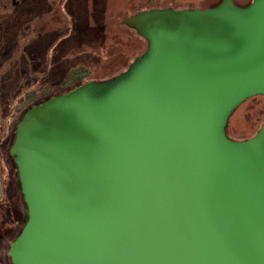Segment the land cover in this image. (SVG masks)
<instances>
[{
    "label": "water",
    "instance_id": "obj_1",
    "mask_svg": "<svg viewBox=\"0 0 264 264\" xmlns=\"http://www.w3.org/2000/svg\"><path fill=\"white\" fill-rule=\"evenodd\" d=\"M119 76L31 107L10 150L27 222L12 264H264V0L151 10Z\"/></svg>",
    "mask_w": 264,
    "mask_h": 264
},
{
    "label": "rangeland",
    "instance_id": "obj_2",
    "mask_svg": "<svg viewBox=\"0 0 264 264\" xmlns=\"http://www.w3.org/2000/svg\"><path fill=\"white\" fill-rule=\"evenodd\" d=\"M217 1L23 0L26 12L12 13L8 25L0 18V170L5 192L0 230L10 229L19 206L26 214L10 149L29 99L45 91L53 97L70 92L63 82L72 70L90 72L80 85L109 81L126 71L148 49L147 41L127 27L131 17L153 9L204 10ZM236 1L240 7L253 2ZM228 124L233 141L256 136L264 125V98L248 100ZM12 241L1 242L0 264H11L7 256Z\"/></svg>",
    "mask_w": 264,
    "mask_h": 264
},
{
    "label": "trees",
    "instance_id": "obj_3",
    "mask_svg": "<svg viewBox=\"0 0 264 264\" xmlns=\"http://www.w3.org/2000/svg\"><path fill=\"white\" fill-rule=\"evenodd\" d=\"M224 0H220V1H217V2H214V3H212V4H210L209 6H207L206 7V9H204V10H208V9H211V8H215V7H217V6H219L222 2H223ZM253 1V0H252ZM251 1V2H252ZM234 2L236 3V5H238L237 4V1L236 0H234ZM251 3H249L248 5H246V7L247 6H249ZM238 6H240V5H238ZM153 10H160V9H153ZM163 10H176V9H163ZM89 76H90V72H88L87 70H85V69H79V70H72L69 74H68V76L65 78V80H64V82H63V84L65 85V86H67L69 89H72V90H74L75 88H77V87H79V85L85 80V79H87V78H89ZM81 86V85H80ZM72 90H70V91H72ZM60 95H62V94H60ZM57 96H59V95H57ZM53 96H51V95H49V93L48 92H46L45 91V93H43L42 94V96H39V97H36L35 99H29V101H28V105H26L23 109H24V111H23V114H22V116H20V121H21V119H22V117L24 116V114L27 112V110H29L31 107H33V106H36V105H40V104H42V103H44V102H46V101H48L49 99H51ZM259 97H263V96H259ZM264 98V97H263ZM253 99V98H252ZM247 102V101H246ZM245 102V103H246ZM243 105V104H242ZM241 105V106H242ZM240 106V107H241ZM231 118V117H230ZM19 121V122H20ZM228 127H229V124H228ZM228 127H227V136L231 139V137L229 136V129H228ZM16 136V135H15ZM249 139H251V138H246V139H242L243 141H247V140H249ZM231 140H233V139H231ZM11 150V149H10ZM19 181V180H18ZM18 188H20V183H19V185H18ZM17 192V191H16ZM20 192H21V188H20ZM21 196H22V193H21ZM22 201H23V205H24V212H26V214H25V216H23V214H22V211L19 209L20 208V206L17 208L18 209V213H17V217H16V221H14V223L11 225V227H10V229L9 230H5V228H4V230H0V247H1V242H3V241H6V242H9L10 240L12 241L13 239L15 240L20 234H21V232H22V230H23V228H24V226H25V224H26V222H27V219H28V216H27V208H26V205H25V203H24V200H23V196H22ZM0 208L2 209L3 208V204H1L0 203ZM20 210V211H19ZM25 220V221H24ZM8 222V221H7ZM7 222H6V226H7ZM18 222V223H17ZM23 222H24V225L22 226V224H23ZM22 226V227H21ZM14 236V237H13ZM12 237H13V239H12ZM13 240V241H14ZM12 241V242H13ZM11 242V243H12ZM10 243V244H11ZM10 248V247H9ZM9 259H10V257L9 256H7ZM10 262H11V259H10ZM11 264H12V262H11Z\"/></svg>",
    "mask_w": 264,
    "mask_h": 264
},
{
    "label": "flooded vegetation",
    "instance_id": "obj_4",
    "mask_svg": "<svg viewBox=\"0 0 264 264\" xmlns=\"http://www.w3.org/2000/svg\"><path fill=\"white\" fill-rule=\"evenodd\" d=\"M23 5V0H0V18H3V22L8 25L11 22L12 13H24L27 11L26 8L23 9Z\"/></svg>",
    "mask_w": 264,
    "mask_h": 264
},
{
    "label": "crops",
    "instance_id": "obj_5",
    "mask_svg": "<svg viewBox=\"0 0 264 264\" xmlns=\"http://www.w3.org/2000/svg\"><path fill=\"white\" fill-rule=\"evenodd\" d=\"M4 186H3V178L0 170V201L3 199L4 196Z\"/></svg>",
    "mask_w": 264,
    "mask_h": 264
}]
</instances>
